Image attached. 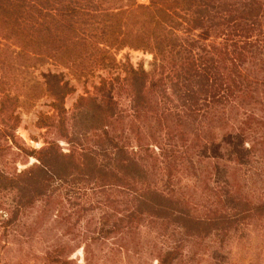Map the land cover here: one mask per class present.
I'll list each match as a JSON object with an SVG mask.
<instances>
[{"label":"trees","instance_id":"obj_1","mask_svg":"<svg viewBox=\"0 0 264 264\" xmlns=\"http://www.w3.org/2000/svg\"><path fill=\"white\" fill-rule=\"evenodd\" d=\"M126 47L151 70L127 63L71 111L63 73L33 74ZM44 95L51 139L30 149L16 110ZM0 210V264H214L264 231V0H0Z\"/></svg>","mask_w":264,"mask_h":264},{"label":"rangeland","instance_id":"obj_2","mask_svg":"<svg viewBox=\"0 0 264 264\" xmlns=\"http://www.w3.org/2000/svg\"><path fill=\"white\" fill-rule=\"evenodd\" d=\"M141 4H149L150 0H137ZM118 65L114 68L98 69L93 73L78 77L71 69L64 66L47 63L38 69H35L34 76L36 80L45 87V79L42 73L51 71L63 73L65 80H68L74 87V91L68 94L65 98V107L71 111L74 109L80 96H86L95 92V87L98 86L103 79H111L116 76L124 77V65L130 63L134 67L143 66L146 70H151L153 55L149 52L132 49L126 47L117 52ZM12 81H15L14 79ZM14 84L13 82H11ZM24 88L18 91H23ZM16 91V90H15ZM22 93V92H20ZM54 99L50 95H44L35 101L30 108H18L16 112H20L21 122L16 128V135L30 149H39L46 145V141L51 139L45 127H39L37 121L40 114H51L53 112ZM123 104L128 105V100L123 99ZM60 145L63 151L67 152L69 144L60 140ZM20 157L15 163L17 171H21L34 163L38 162L33 155L28 157ZM13 166V164H12ZM247 189L251 190L250 182H247ZM98 212V210H97ZM7 216L0 210V219ZM73 257H78L79 262L83 263V249H79ZM214 264H264V231H254L251 228H244L242 231L232 233L225 242L223 249H217L213 255ZM157 264V261H155Z\"/></svg>","mask_w":264,"mask_h":264}]
</instances>
